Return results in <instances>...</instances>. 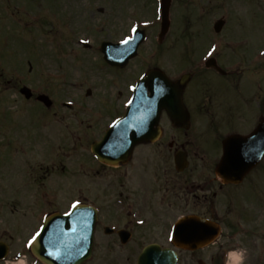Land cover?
I'll use <instances>...</instances> for the list:
<instances>
[{
  "label": "rangeland",
  "instance_id": "rangeland-1",
  "mask_svg": "<svg viewBox=\"0 0 264 264\" xmlns=\"http://www.w3.org/2000/svg\"><path fill=\"white\" fill-rule=\"evenodd\" d=\"M158 1L19 0L23 15L17 14L21 21L15 27L9 20L11 18L0 16L4 18L2 27H10L6 29L7 33L3 30V37L7 40L4 48L1 47L0 126H18L21 136L25 133L23 138L28 139L23 140L26 152L22 157V178L25 181L22 201L24 199L25 206L19 211L11 206L0 209V221L3 218L2 224L13 228L12 232L23 239H29L40 226L44 216L43 212L39 213L41 209L65 211L72 203L82 201L85 195L86 202L95 203L98 180L92 173L87 179L80 170L81 161L85 160V154H89L87 144L123 110L133 82L148 66H165V72L178 76L180 72L177 70L184 68L183 64L188 60L199 58L210 43L217 44L218 58L222 61L232 53L227 44L236 43L240 48L244 41L250 58L260 59L258 55L264 44V0H171L169 29L159 41ZM219 18H224L225 23L215 33L212 25ZM136 27L146 32L138 55L122 69L109 68L104 64L99 42H120ZM82 42L89 43V47L84 48ZM158 43L165 45V53ZM152 49H155L156 56L148 60ZM250 65L251 69L255 68V62ZM253 74L250 72L251 76ZM254 75L261 76L259 73ZM249 78L241 90L244 96L241 100L247 104L241 108L246 113L257 107L253 98L262 87L257 77ZM22 84L35 93L48 94L55 101L53 109L44 112L38 104L22 99L17 89ZM86 89H90V95L85 94ZM231 92L232 89L226 94L228 99L234 98L237 91L235 94ZM63 102H68L70 108H63ZM53 111L56 112L54 115ZM240 123L231 117L225 125L238 126ZM41 124L46 125L43 130L53 134L52 138L46 139V146L60 144V148L57 149L59 157L42 161L44 167L39 171L40 159L36 157L39 151L33 136L38 129L36 126ZM69 131L73 133L74 148L67 158ZM61 132L63 138L59 137ZM15 154L16 163L13 165L18 164L16 159L19 160V153ZM46 163L51 167L47 166V171ZM65 163H68V169L64 166L62 170L61 165ZM89 164L92 166V160ZM257 170L264 174V160ZM261 177L263 180L264 175ZM86 179L89 180L88 188ZM253 196L250 194L251 198ZM5 198L4 194L0 195V204L7 202ZM15 201L11 198L9 202ZM262 206L260 214L263 219L264 203ZM221 241L224 242V236ZM106 244L116 252V245L99 234L95 238L93 257L87 264H128L120 256L114 258V252L105 249ZM237 246L227 251L239 255L237 264H264V237L257 242H248L246 253L240 244Z\"/></svg>",
  "mask_w": 264,
  "mask_h": 264
},
{
  "label": "flooded vegetation",
  "instance_id": "flooded-vegetation-1",
  "mask_svg": "<svg viewBox=\"0 0 264 264\" xmlns=\"http://www.w3.org/2000/svg\"><path fill=\"white\" fill-rule=\"evenodd\" d=\"M18 4L19 0H0V16L4 12L11 16L20 13ZM15 17L19 22L20 18ZM2 20L0 17V26ZM2 29L0 27V44ZM157 46H162L160 49L165 53V45L158 43ZM236 46V43L226 45L232 53L223 61L218 58L217 48L202 64L199 59L188 60L182 68L185 71L171 77L176 84L174 88L181 91L180 97L174 98L171 106L161 111L159 123L155 125L158 126V137L135 145L126 163L109 166L93 159V155L85 157L81 170L87 179L92 173L98 180L95 233L116 245V252L108 244L104 246L109 253L114 252V258L120 256L126 263L134 264L145 246L157 245L160 250L172 249L177 255L176 264H222L227 250L240 244L246 253L248 242H257L264 237V217L262 219L260 214L264 203V179L261 177L264 174L256 169L260 163L235 183L220 180L215 171L223 154L222 141L231 135L249 136L264 119V51L260 59L251 60L245 43L240 48ZM155 56L153 54L152 58ZM210 58L216 66L205 65ZM254 62L255 68L251 69L249 66ZM155 67L165 74V66H150ZM250 72L261 76H251ZM249 77H257L262 87L254 94L257 107L246 113L241 108L243 104L247 106L241 100L244 98L241 90ZM231 89L234 94L237 92L234 98L228 99L226 94ZM30 100L37 102L34 96ZM231 117L241 123L226 126ZM43 129L44 126L36 129L37 137L33 136L39 151V171L44 167L42 160L59 157L57 149L60 148V144L56 148L52 144L46 146V139L52 138L53 134ZM21 134L18 126H0V195L4 194L7 201L0 204L1 210L10 206L13 210H21L25 206L24 199L22 201L25 194L22 157L26 152L23 140L28 139L23 138L25 133ZM60 136L64 137L63 132ZM68 136L67 158L74 148L73 133L69 131ZM15 152L19 153L17 165H13L16 163ZM91 160L92 166L89 164ZM67 164L61 165V169L64 166L68 169ZM48 165L46 163L45 171L48 167L51 169ZM70 173H73L71 166ZM11 194L16 200L12 204L9 202ZM250 194L254 195L253 198ZM187 215L202 217L208 224L205 228L189 226L181 229L176 239L188 244L181 248L171 241L172 227L180 217ZM214 226L220 228L216 236ZM106 227L110 228L109 233H106ZM223 236L224 242L221 241ZM194 237L208 243L195 247ZM3 245L6 251L0 250V264L39 263L24 246L22 236L8 234L4 227L0 229V247Z\"/></svg>",
  "mask_w": 264,
  "mask_h": 264
},
{
  "label": "water",
  "instance_id": "water-1",
  "mask_svg": "<svg viewBox=\"0 0 264 264\" xmlns=\"http://www.w3.org/2000/svg\"><path fill=\"white\" fill-rule=\"evenodd\" d=\"M169 2L170 0H160L162 16L160 35L166 33L169 26L167 19ZM222 24L223 21L219 20L213 27L219 31ZM143 39L144 32L135 30L128 44L101 42L104 59L111 65L124 66L130 58L135 56V51ZM19 89L27 99L31 96L29 88L23 86ZM146 89L150 90V95H147ZM172 90H174V86L166 77L164 81L159 70L148 71L146 76L137 82L123 116L112 124L100 141L92 144V151L98 159L109 164H116L119 160L125 161L135 144L153 138L156 131L152 126L158 121L161 109L165 107L168 109L166 106L169 105L168 101L174 98ZM178 91L179 89L174 92L178 93ZM166 95H171V97ZM38 98L45 105L50 104L47 96L40 95ZM259 128L263 131L264 123ZM247 140L236 142V137H231L224 141L225 152L218 165L217 174L225 180L226 178L242 177L262 158L264 143L261 137H258V133L257 144L256 141L248 142ZM231 143L238 145L236 153L231 152L233 149V147L231 149ZM245 147H249L250 151H244ZM252 148L254 149L252 150ZM248 153L250 154L248 155ZM94 217V210L86 205H77L65 215L54 213L45 220L38 232L40 235L36 236L30 245L32 252L44 264L83 263L91 254ZM151 248L148 247L145 251L149 252ZM159 252L155 257H147L146 254H142L138 259V264L174 263L175 256H172L169 250L164 249Z\"/></svg>",
  "mask_w": 264,
  "mask_h": 264
},
{
  "label": "snow or ice",
  "instance_id": "snow-or-ice-1",
  "mask_svg": "<svg viewBox=\"0 0 264 264\" xmlns=\"http://www.w3.org/2000/svg\"><path fill=\"white\" fill-rule=\"evenodd\" d=\"M145 23H147V21H145ZM132 31H135V28H133ZM131 39H132V37L129 36V37L125 38L124 40H122L121 43L128 44ZM133 88H135V85L133 86ZM76 204H79V201H76V203L73 204V207H75ZM141 223H142V221H141ZM39 235H40L39 233H36V236H39ZM36 236L33 237V240L36 239ZM31 243H32V241H29L30 245H31Z\"/></svg>",
  "mask_w": 264,
  "mask_h": 264
},
{
  "label": "bare ground",
  "instance_id": "bare-ground-1",
  "mask_svg": "<svg viewBox=\"0 0 264 264\" xmlns=\"http://www.w3.org/2000/svg\"><path fill=\"white\" fill-rule=\"evenodd\" d=\"M239 255L237 254V253H231L230 254V258H231V263L232 264H236L237 262H238V260H239V257H238Z\"/></svg>",
  "mask_w": 264,
  "mask_h": 264
}]
</instances>
